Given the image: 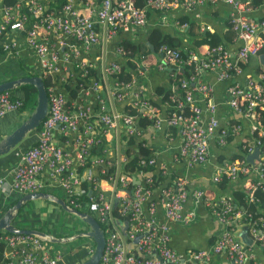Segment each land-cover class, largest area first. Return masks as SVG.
Listing matches in <instances>:
<instances>
[{"label": "built area", "instance_id": "obj_1", "mask_svg": "<svg viewBox=\"0 0 264 264\" xmlns=\"http://www.w3.org/2000/svg\"><path fill=\"white\" fill-rule=\"evenodd\" d=\"M216 3L231 7L229 26L239 47L233 54L223 44H217L203 54L189 51L183 57L179 49L168 44L160 45L158 70L181 65L191 68V74L179 80L180 93L169 95L165 118L143 90L135 87L134 76H144L145 67H137L135 73L130 74L129 81L112 77L120 72L118 59L126 58L127 49L116 43L113 46L114 59L107 61L105 44L96 62L89 58L93 49H102L103 43L120 32L132 33L145 27L149 11L193 9ZM252 9L251 0H142L141 5L136 0L0 1L3 49L29 53L36 61L37 70L51 78L46 91L48 113L39 130L37 143L21 152L11 183L0 180L1 189L22 194L42 191L46 177L50 185L63 191L68 206L87 212L99 224H105V246L99 264H180V256L170 244L168 223L188 225L194 220L196 211L185 209L188 198L192 197L209 209L222 230L209 248L190 252L187 264H207L214 254L220 253H226L232 264H258L250 250L251 245H244L234 235L240 224L248 223L252 243H256L264 255V209L260 208L259 198L252 195L256 188L264 192V70L254 75L243 73L249 59L257 57L264 49V18L249 17ZM99 63V72L108 87L106 97L112 98L113 102H108L101 93V83L94 80L87 86L81 85L77 97L69 99L64 88L73 75L72 67L76 65L80 73L86 75ZM204 71L213 72L219 81H230L228 105L251 121L249 134L252 142L240 146L243 158L224 159L216 164L211 180L217 184L223 179L232 182L239 177L245 178L249 202L256 204V212L237 205L231 194L215 200L203 189L190 190L183 176L161 186L158 198L153 200L152 194L157 187L150 174L139 170L131 175L121 170L118 157L117 170L110 171L108 156L112 154L106 148L107 156L92 153L100 142L96 126L104 134L125 127L129 135L140 136L137 118L145 116L152 120L156 129L162 121L178 128L181 135L178 153L188 165L206 163L210 137L218 128L219 120L216 105L210 100L212 85L202 81L200 76ZM239 76L242 78L238 79ZM108 77L112 78L111 84ZM110 87H113L112 91ZM195 93L201 95L198 100ZM128 96L132 97L131 107L136 114L118 112L114 107L115 100ZM22 106V99L10 90L0 92V118L8 112H18ZM205 112L208 117L204 120ZM240 130V124L221 128L218 143L223 145L227 136ZM255 147L259 148V154L254 162H249L246 157ZM140 163L155 166L156 162L153 157L147 162L140 160ZM159 172L164 176L167 169L163 167ZM83 184H86V190L82 188ZM103 184L110 189L103 188ZM115 199L117 205L114 208ZM157 206L161 207L166 221L156 222L154 219ZM114 209L124 221L113 218ZM49 242L36 234L1 229L4 261L0 264H59L60 256L52 251ZM133 246L138 254L131 253L129 248Z\"/></svg>", "mask_w": 264, "mask_h": 264}, {"label": "crops", "instance_id": "obj_2", "mask_svg": "<svg viewBox=\"0 0 264 264\" xmlns=\"http://www.w3.org/2000/svg\"><path fill=\"white\" fill-rule=\"evenodd\" d=\"M230 8V6L224 3H216L198 6L193 9L173 8L167 13L149 11L147 14V25L145 27L142 29L133 30L134 32L132 33L120 32L112 40L103 43L102 49L101 47H96L93 49L89 55V58L93 62H96V58L99 57L100 54L102 55L103 47L106 44V60H113V46L122 40H129L132 43H145L151 46L149 43V34L153 28H157L164 33L174 36V38H177L180 42L178 49L186 51V53L189 51H196L199 54H203V52H205L209 46L206 44L200 45L199 47L195 46L196 44L194 43V35L191 31V27H188L189 22H193L191 25L195 28L196 34H204L206 32L216 34L220 40V43L218 44H223L230 50L231 53L234 54L239 47V43L234 40V33L229 26L228 16ZM249 17L254 19L264 18V0L261 4L253 6L252 11L249 13ZM182 18L185 19L183 22L181 21ZM2 45L3 40H0V80L22 77L29 72H37L36 61L29 53L6 51L3 49ZM262 52H264V49ZM262 52H260L259 55ZM259 55L257 57L250 58L249 61L244 65V74L254 75L264 69L260 63ZM157 59L158 53L154 51L144 56L141 55L133 57V61L137 67L146 68V73L144 76H134L135 87L141 88L143 90L144 95L153 105L158 108L161 113V117L165 118L168 112V107L166 101H163L162 99L163 94L167 90H174V92L179 94L180 91L178 89V83L180 79L175 81V78L177 74L176 71L178 69L181 70V67L177 68V66H168L166 69L158 70L156 68ZM200 76L202 81L212 85L210 100L216 105V116L219 120L218 128L210 137V153L208 161L204 164H194L191 166L188 165L185 158L179 156L178 153L179 146L181 144V135L178 128L168 124L165 121L161 122L158 129L154 128L152 125L142 128L140 139L144 141V144L151 150L152 155L155 158L156 163L152 173L159 172V169L163 167L167 169V173L164 175L166 179L163 185L171 183L178 176H183L187 179L188 189H203L211 194L212 198L216 200L221 195L231 194V190H235L242 185L241 180L237 178L238 180L236 179L227 183L228 185L225 187L222 186L220 182L219 184L212 182L211 177L215 170L216 164L224 159H234L235 155L238 156L239 154H242L240 149L242 143L252 142V138L249 134V126L251 121L249 118L243 117L242 115L235 112L228 105L227 87L230 82L229 80L219 81L217 80L216 75L210 71H204ZM240 78H242V76H239L238 79ZM159 88H163L164 92H159ZM200 97V94L195 93V98L197 100ZM115 102V109L118 112H125L126 106L131 105L132 103V97L128 96ZM201 104L203 103L201 102ZM27 116L28 114L26 112L11 111L1 117L0 138L5 133H7L16 124V122L18 125ZM207 117L208 114L205 112L203 114L204 120ZM234 124H240L241 130L236 134L231 133L229 136H227L226 142L223 145L219 144V130L226 126L231 127ZM38 133L39 131L33 132V136L29 143L32 140L34 141L37 139ZM122 137V127L114 129L105 134V147L108 149L107 151L112 154L108 157L114 156L112 151L116 149L119 152L118 155L120 156V160H122L124 153L120 152V146H123L125 143V140ZM28 144L25 146L19 145L9 153L0 156V180H3L8 184L11 183L13 170L18 164L19 156L21 152L25 150L24 148L27 147ZM45 181L47 183L45 182V186L42 191L52 195L55 194L66 202V196L64 195L63 191L50 185L46 177ZM163 185L157 186L156 190H154L152 194L153 200L158 198L160 194L159 188ZM103 188L106 190L110 189L108 185L104 184ZM3 192H6L7 194ZM21 195L23 194L19 191H3L0 185V216L7 210L10 202ZM26 204L27 203H25L24 206H26ZM58 206L61 207L60 205ZM157 207L156 213L153 215L154 219L156 222L166 221L161 207ZM35 208L36 204L27 207V209L32 210L33 213L36 212ZM185 209H193L196 211V217L190 224L184 225L179 222L168 223L171 237L170 244L180 256V264H187V257L190 252L197 249L209 248L222 230L221 225L215 220L209 209L202 202H196L194 198L189 197L185 204ZM68 213L72 216H76L70 212ZM32 214L26 210H23L22 208V213H19L15 218V225L22 228L40 230L37 228V223H34V225L28 224L27 220L32 217ZM56 215L60 221L63 220L62 209L56 210ZM63 223H66L65 219ZM70 226L72 227L73 232L71 233V230H65V235L56 234L55 231H50V229L43 232L51 234L56 238H69L88 230V226L85 228L82 227V230L80 228L76 229L73 224H70ZM87 238L80 239L79 237L61 242L50 241L48 245L53 252L59 254V264H80L89 257L94 248L93 240L89 237ZM250 245V250L255 256L254 260H256L258 264H264V255L259 246L254 242H251ZM129 249H132L131 253L138 254L135 246ZM207 264H232V262L226 253H220L214 254Z\"/></svg>", "mask_w": 264, "mask_h": 264}, {"label": "trees", "instance_id": "obj_3", "mask_svg": "<svg viewBox=\"0 0 264 264\" xmlns=\"http://www.w3.org/2000/svg\"><path fill=\"white\" fill-rule=\"evenodd\" d=\"M3 1L5 3H12L14 0H3ZM262 1L263 0H251L253 6L261 4ZM136 3L138 5H141L142 0H136ZM168 11L167 10L162 11L161 13H167ZM184 20L185 19L182 18L181 21L183 22ZM192 23L193 22H189L188 27H191V31L194 35V38H195L194 43L196 44L195 46L199 47L200 45L206 44L209 47H212V46H215L218 43H220V40L216 36V34L208 33V32H206L204 34H202V33L196 34L195 28L192 27V25H191ZM118 43L121 46H123L125 49H127L129 51V54L126 56V58H121V59H119L120 61L118 60L120 62V65H121V70L118 74H115L112 77L116 78V79L125 80V81H129L131 79L130 74L135 73V71H136L137 66H136L135 62L133 61V57L141 56V55L144 56V55H146L152 51L158 53V49H159L160 45H162V44H168L170 47H173V48H178L180 45V42L177 38H174V36H171L167 33H164L157 28H153V30L150 31L149 43L151 46H149L148 44H145V43H132L129 40H122ZM180 51H181L182 56L186 57V54H187L186 51H182V50H180ZM183 59H185V58H183ZM180 67H181V70L178 69L176 71L177 74H176L175 81L178 79H181V78L188 77L191 74V68H189V66L181 65ZM72 70H73V75L69 78V82L67 83V85L64 88L66 95L69 99L76 98L77 94H78L77 91L80 88V86L81 85L87 86L92 80L101 83V85H102L101 93L103 96L106 97V93L108 92V87H107L106 82H105L106 80L104 79V77L99 72L100 71V63H99V65L96 66V68H93L91 72L88 71L86 73V75H82L79 71V68L76 67V65L72 67ZM33 75H38V76L42 77L44 86H45L46 91H47L48 86H50V84H51L50 76H45L39 70H37V72H29L25 76H22V77H28V76H33ZM16 78H19V77H16ZM16 78H9L6 80H0V83L4 82V81L13 80ZM107 81L109 84H111L112 78L108 77ZM110 90L112 91L113 87H110ZM10 92L14 96L20 97L23 101V106L20 108V110L18 112H26L29 116V114L35 108L36 103H37V89L31 84H22V85L18 86L17 88H15L14 90H10ZM159 92H164L163 88H159ZM173 92H174V90L165 91V93L163 94V98H162L163 101H167V103H168L170 101V100H168L169 95ZM107 100H108V102H113L112 98L108 97ZM115 101H117V100H115ZM115 101H114V103H116ZM125 112L130 113V114H136L134 108H132L131 105L126 106ZM44 119L41 121L40 125L31 133L40 130ZM263 121H264V116H263ZM148 125H152V120L148 119L145 116L144 117L139 116L137 118V127L140 130H142V128H144ZM95 132L99 136L100 142H99V144L96 145V147H94L92 153L97 154V155L106 156L105 152H104V149L106 146L105 145V138H104L105 134L101 131V129L99 130L98 126L95 127ZM122 138L125 140V143L123 146L122 145L120 146V152L124 153L123 158L125 160H123V161L121 160L119 162L121 170H125V171L129 172L131 175L135 174V172H137L139 170L146 171L148 174H150L152 176L154 186L157 187V186L163 185L166 177L162 176L160 174V172L152 173V170L155 167L154 165H144V164L140 163V160H144L147 162L149 159L154 157L152 155L151 150L144 144V141L140 139V136L129 135L127 133L125 127H123V137ZM36 143H37V139L34 141L32 140L28 144V146L25 147L24 149L25 150L29 149V148L33 147ZM113 155L114 156H112V157H108V159L111 161V164L108 166V170H110V171L117 170L116 169L117 156L115 154H113ZM243 155H244V152H242V154H239L238 156L235 155L234 159L243 158ZM238 179L241 180L242 185L240 187L236 188L235 190H231V195H232L234 202L237 205H239L240 207L246 209L247 211L256 212V210L258 209L256 207V204H252L251 202H249L248 193L246 191L247 181L244 180L245 178L243 179L241 177H239ZM245 182H246V185H245ZM220 183L222 186L226 187L228 185L227 183H229V181L223 179ZM130 186H131V182H130ZM82 188L86 190L87 189L86 184H83ZM252 195L259 198L260 208L264 209V192L262 190H260L259 188H256V189L252 190ZM18 198L19 197L12 200L9 204V207L13 206ZM22 208H20L18 214L20 213ZM18 214H17V216H18ZM113 214H114L113 215L114 219L117 218L121 222L125 220V219L119 218V216L117 215V209L113 210ZM117 226H119V225H117ZM100 227L102 228V230L103 229L105 230L106 226H105V224L103 225L100 223ZM110 228H112V226H110ZM0 232H1V230H0ZM3 248H4V245L0 244V263H3V261H4V259L2 257Z\"/></svg>", "mask_w": 264, "mask_h": 264}, {"label": "water", "instance_id": "obj_4", "mask_svg": "<svg viewBox=\"0 0 264 264\" xmlns=\"http://www.w3.org/2000/svg\"><path fill=\"white\" fill-rule=\"evenodd\" d=\"M259 60L261 65L264 67V52L259 55ZM22 84H31L37 89V103L28 117L16 125L11 132L0 139V156L7 154L16 148L29 133L34 131L40 125L41 121L48 113V96L41 76L33 75L28 77H19L13 80L1 82L0 92L14 90ZM258 154L259 148L255 147L254 151L246 157V160L254 162V159L257 158ZM37 199H47L57 203L63 210L78 216L88 226V230L69 238H56L51 234H47L46 232L37 229L22 228L15 225V218L17 217L20 208H22L25 203ZM113 203L114 207H116L117 200L115 199ZM248 227V223L240 224L234 232V235L238 237L246 246H249L252 242V238L248 234ZM1 229H5L6 231L12 233L36 234L51 242H61L79 237H89L94 242V248L89 257L80 264H99L105 246L104 232L98 221L91 214L75 210L74 208L68 206L63 199L44 191L29 192L21 195L15 204L7 208V210L0 216V230ZM135 241H137V239H135Z\"/></svg>", "mask_w": 264, "mask_h": 264}, {"label": "rangeland", "instance_id": "obj_5", "mask_svg": "<svg viewBox=\"0 0 264 264\" xmlns=\"http://www.w3.org/2000/svg\"><path fill=\"white\" fill-rule=\"evenodd\" d=\"M15 125H17V122ZM13 127L3 136L11 132L15 128ZM32 136H33V133L28 134L26 138L19 145H24V146L27 145L29 141L31 140ZM106 150L108 149L106 148ZM112 152L113 154L117 155L120 158V156L118 155L119 153L118 150L115 149ZM105 155L107 156L106 152H105ZM54 196L58 197L55 194ZM33 204L34 205L36 204V208H35L36 212L34 213L32 210L27 209L28 206L30 205L33 206ZM60 208L61 207H59L57 203L53 201H50L47 199H37V200H32V201L27 202L26 206L23 207V210H26L30 212L31 214L33 213L31 215L32 217H30L27 220L28 224L34 225V223H37V228L42 231H48V229H50V231H55L56 234L65 235V232H64L65 230H71V233L73 232V229L70 226V224H73L74 227H76V229L80 228L81 230H82V227L83 228L87 227V225L83 223L79 217L70 215L67 211L63 210L62 208L61 209L63 210V220L60 221V219L57 218V215H56V210H61ZM21 213H22V210L20 211V214ZM64 219L66 220V223H63ZM56 231H62V232H56ZM85 238L87 237H83V238L80 237V239H85Z\"/></svg>", "mask_w": 264, "mask_h": 264}, {"label": "clouds", "instance_id": "obj_6", "mask_svg": "<svg viewBox=\"0 0 264 264\" xmlns=\"http://www.w3.org/2000/svg\"><path fill=\"white\" fill-rule=\"evenodd\" d=\"M160 12V11H159ZM178 49V48H177ZM264 70V69H263ZM180 91V90H179ZM180 93V92H179Z\"/></svg>", "mask_w": 264, "mask_h": 264}]
</instances>
